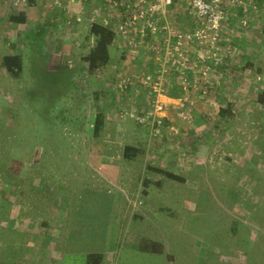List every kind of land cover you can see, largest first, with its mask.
Here are the masks:
<instances>
[{
	"label": "rangeland",
	"instance_id": "374dc122",
	"mask_svg": "<svg viewBox=\"0 0 264 264\" xmlns=\"http://www.w3.org/2000/svg\"><path fill=\"white\" fill-rule=\"evenodd\" d=\"M108 1L76 0L75 27L70 0H36L25 24L9 16L31 2L0 0V61L23 59L18 78L0 66V264H85V252H102L101 264H264V0H222L216 26L175 0L159 21L180 43L139 22L125 35L117 26L109 62L89 73L88 24L107 16ZM60 7L68 14L52 23ZM33 23L47 29L38 38ZM158 69L190 120L171 104L173 120L152 123L138 75ZM97 107L106 125L93 137ZM127 143L143 153L124 158ZM140 238L163 251L140 249Z\"/></svg>",
	"mask_w": 264,
	"mask_h": 264
},
{
	"label": "built area",
	"instance_id": "2783aa9c",
	"mask_svg": "<svg viewBox=\"0 0 264 264\" xmlns=\"http://www.w3.org/2000/svg\"><path fill=\"white\" fill-rule=\"evenodd\" d=\"M32 0H11V5L14 8H21L26 6ZM53 4L60 5V0H49ZM175 0H135L133 3L131 0H111L110 4L115 8L122 7L126 11V15L123 21L118 24V29L122 35H125L127 31L132 28L138 22H142L143 25L149 29L151 33H156L158 31V17L165 16L168 11V7L172 5ZM224 3L222 0H191L190 9L191 13L198 19L200 24H205L206 20L212 26H216L219 20L223 17V7ZM163 27L168 32V36L165 37V43H169L171 34L176 36L173 32H169V24L162 21ZM141 35L144 36L143 28L141 29ZM176 41L180 43L179 40L182 38L181 34H177ZM144 42V39L141 40ZM153 51L157 50V47L152 48ZM171 52L167 49L164 53L163 59L167 61L169 59V54ZM165 63V62H164ZM164 69H158L155 74L146 73L143 75H138V79L149 91L152 100V123L160 125L162 119L166 117L167 109L171 104L175 105L178 110V116L184 120H190L191 115L186 112L183 108L184 103L180 101V98H173L168 96L165 85Z\"/></svg>",
	"mask_w": 264,
	"mask_h": 264
},
{
	"label": "trees",
	"instance_id": "16d2710c",
	"mask_svg": "<svg viewBox=\"0 0 264 264\" xmlns=\"http://www.w3.org/2000/svg\"><path fill=\"white\" fill-rule=\"evenodd\" d=\"M9 21L17 24H24L26 22V17L23 14L10 15ZM44 30L45 28L43 26H39L38 29H35L33 31V35L38 38L39 34L44 33ZM88 35L89 37H92L93 43L89 48L87 54L82 59L86 63L87 70L89 71V73H91L96 69L104 67L109 62L110 47L112 46L114 39L116 38V33L109 25H105L101 22H92L90 24ZM10 46L15 47V44H11ZM0 66H2L11 77L18 78L23 68L22 55L20 53L4 54L1 57ZM166 88H168L167 94L169 96L176 97L179 93L177 90H171V86L168 87V85H166L165 90ZM218 113L223 117L229 118L233 116L229 112V110L224 107H221ZM104 123L105 114L100 107H97L93 119V125L91 127L93 137H99L104 128ZM142 153L143 150L141 148L126 145L124 147L123 157L128 160H132ZM148 167L149 169H153L159 173L164 174L169 179L183 181V178L181 176L175 174L172 171L152 166ZM144 239L145 238L139 239V242L141 241L138 245L140 249L149 252L163 251V244L151 239ZM102 259V252H85V264H101Z\"/></svg>",
	"mask_w": 264,
	"mask_h": 264
},
{
	"label": "crops",
	"instance_id": "0c3cea01",
	"mask_svg": "<svg viewBox=\"0 0 264 264\" xmlns=\"http://www.w3.org/2000/svg\"><path fill=\"white\" fill-rule=\"evenodd\" d=\"M62 1V3L64 4V1L65 2H69V0H61ZM76 0H70V2L71 3H73L74 4V2H75ZM113 1V3H114V0H112ZM132 1H135V0H132ZM10 2H11V0H10ZM108 3L110 4V2L108 1ZM12 6V5H11ZM74 6H77L76 7V9L75 10H73V8H70L69 7V15L67 16V11L64 9V7H60V8H58L59 9V11L58 10H56V9H52L54 12H52L51 13V15H49V18H50V21L52 22V23H57V22H60V17H62L63 16V14L65 13V16L64 17H66L65 19L67 20L68 18L69 19H73V25L76 27L78 24H79V21L81 20V18L84 16V11L83 10H81V9H78L79 7H78V4H77V2H75V4H74ZM110 6H112L111 4H110ZM34 7H37L36 9L34 8ZM41 6L39 5V3H36V0H33V1H31V3L29 4V6L26 8L27 10L25 11V13H23V12H20L19 14H23V15H25V17H26V22H27V19L29 18L28 16L29 15H31L32 17H34V14L36 13V12H38V9L40 8ZM14 8V7H13ZM57 8V7H56ZM120 9L122 10V11H124V9H122V7H119V8H115V7H113L112 6V10H109V11H107L106 10V12H107V16H102V17H104L103 19H101L99 22H101V23H103V24H105V25H109L114 31H115V33L117 32V34H116V38L114 39V42L116 41V40H118L119 38H118V31H117V26H118V24H116V25H113V22H115V21H119L120 20V16H119V14H120V12H118V11H120ZM56 11L58 12V13H56ZM67 13V14H66ZM104 13V12H103ZM82 15V16H81ZM35 18V17H34ZM160 18L158 17V20H159ZM91 20V19H90ZM69 21V20H68ZM25 22V23H26ZM70 22V21H69ZM93 22H97V21H93ZM24 23V24H25ZM92 23V21H90V23L88 24V28H87V30L89 31V28H90V24ZM110 23V24H109ZM140 24H143L142 22H139ZM162 25V26H161ZM39 26L41 27V26H43L44 28H45V26L44 25H38V23H33V27H29V31H31V30H33L35 27H36V29H38L39 28ZM161 26V27H160ZM158 31L156 32V33H151L150 32V34L152 35V36H162V37H164V36H167L166 35V30H165V28L163 27V24H162V22L161 21H159V23H158ZM161 29H163L164 31H163V33L164 34H160V31H161ZM45 30H47V29H45ZM134 30H135V32L136 33H138L139 34V27H134ZM47 31H45V33H46ZM119 33H120V31H119ZM121 34V33H120ZM91 38V40L93 41V39H92V37H90ZM166 82V81H165ZM166 84H168V83H166ZM169 85V84H168ZM171 86V85H170ZM185 86L186 85H183V88H185ZM172 87V86H171ZM166 118H167V120L168 119H170V120H173V115L171 114V112L170 111H168L167 110V112H166ZM169 116V117H168ZM196 122V121H195ZM194 122V123H195ZM194 123H192L191 124V126L192 125H194ZM105 125H106V117H105V123H104V128H103V130H102V132H101V135L103 134V131H104V129H105ZM195 125H199L200 127H201V124H200V122H199V120H197V123L195 124ZM171 126V125H170ZM170 128V127H169ZM202 128V127H201ZM198 133V132H197ZM100 135V136H101ZM127 145L128 146H132V147H136V145H134L133 143H127ZM125 147V146H124ZM124 151V150H123ZM198 157V156H197ZM196 157V158H197ZM198 159V158H197ZM196 159V160H197ZM195 160V161H196ZM135 198H136V196H134ZM134 197H133V199H134ZM49 230V229H48ZM47 230V231H48ZM52 232L54 233V234H56V231H55V229H53L52 230Z\"/></svg>",
	"mask_w": 264,
	"mask_h": 264
}]
</instances>
